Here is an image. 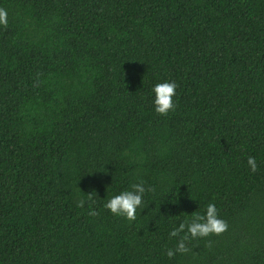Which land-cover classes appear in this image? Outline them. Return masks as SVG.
Segmentation results:
<instances>
[{"label":"trees","instance_id":"16d2710c","mask_svg":"<svg viewBox=\"0 0 264 264\" xmlns=\"http://www.w3.org/2000/svg\"><path fill=\"white\" fill-rule=\"evenodd\" d=\"M0 8V264H264V0ZM139 179L155 192L134 221L103 208ZM210 202L227 228L167 257Z\"/></svg>","mask_w":264,"mask_h":264},{"label":"clouds","instance_id":"9594fccd","mask_svg":"<svg viewBox=\"0 0 264 264\" xmlns=\"http://www.w3.org/2000/svg\"><path fill=\"white\" fill-rule=\"evenodd\" d=\"M8 24V13L4 8H0V26ZM177 84L173 80L163 79L150 87L151 105L155 113L167 115L170 111L175 110ZM246 163L249 170L255 172L257 169L256 158L248 156ZM152 185L147 184L144 180L139 179L131 183L128 187L122 189L112 188L107 198L102 202L103 208L107 209L113 216L123 217L128 221H134L138 210L144 207L145 196L154 193ZM95 191L87 192V195L78 201L77 206L82 207L86 203L95 204ZM89 215H95V210L89 206ZM227 228V223L218 214V209L213 203L205 205L204 212H194L191 218L181 220L175 227L171 228L169 237H179L173 248H167L165 254L171 258L176 254H182L189 251L186 241L190 238L208 237L211 234H219ZM183 233L184 235H180Z\"/></svg>","mask_w":264,"mask_h":264},{"label":"bare ground","instance_id":"6f19581e","mask_svg":"<svg viewBox=\"0 0 264 264\" xmlns=\"http://www.w3.org/2000/svg\"><path fill=\"white\" fill-rule=\"evenodd\" d=\"M160 210V209H159ZM161 212V211H160ZM153 215V214H152ZM156 216V215H155Z\"/></svg>","mask_w":264,"mask_h":264}]
</instances>
